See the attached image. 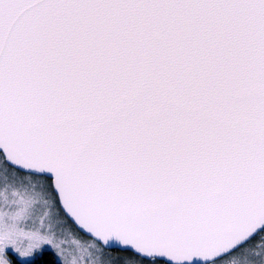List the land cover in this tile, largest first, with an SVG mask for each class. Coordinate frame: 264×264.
<instances>
[{"label": "snow or ice", "instance_id": "obj_1", "mask_svg": "<svg viewBox=\"0 0 264 264\" xmlns=\"http://www.w3.org/2000/svg\"><path fill=\"white\" fill-rule=\"evenodd\" d=\"M0 264H264V0H0Z\"/></svg>", "mask_w": 264, "mask_h": 264}]
</instances>
